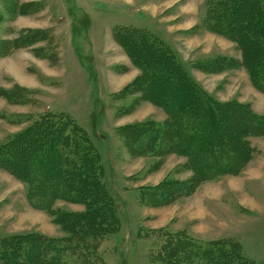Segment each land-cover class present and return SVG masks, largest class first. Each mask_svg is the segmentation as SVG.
<instances>
[{
    "label": "rangeland",
    "instance_id": "374dc122",
    "mask_svg": "<svg viewBox=\"0 0 264 264\" xmlns=\"http://www.w3.org/2000/svg\"><path fill=\"white\" fill-rule=\"evenodd\" d=\"M19 1L43 5L38 12L14 20L0 5V38H18L27 29L49 30V37L58 46L52 55L43 56L36 49L53 42L46 39L0 57V86L18 84L37 92L36 101L24 105H12L0 98V112L4 114L0 118V141L25 126L13 123L19 116L45 112L69 113L88 131L101 153L104 182L121 219L120 231L102 242L105 263L152 264L149 252L162 240L157 231L169 228L185 229L204 241L233 238L245 256L264 264V137L249 138L251 155L240 173L204 182L193 194L168 206L148 207L139 203L141 187L157 186L169 178L191 182L194 174L182 168L187 159L179 155H169L163 161L131 156L117 134L118 128L132 123L148 119L163 122L167 114L158 105L140 99L139 94L116 97L140 70L115 40L114 26L147 28L175 51L204 90L222 102L249 104L264 115V92L253 85L244 67L235 64V68L224 71L199 68L223 56L241 60L234 42L202 26L208 0ZM248 9L244 6L238 17ZM162 83L164 90L171 88L169 83ZM136 99L139 101L132 107ZM229 124L236 127L238 122L228 117L222 124L231 133ZM222 133L219 129L218 141L224 140L219 138ZM57 206L84 210L83 205L64 201ZM32 232L55 237L64 234L49 213L29 203L26 185L0 170V236Z\"/></svg>",
    "mask_w": 264,
    "mask_h": 264
},
{
    "label": "trees",
    "instance_id": "16d2710c",
    "mask_svg": "<svg viewBox=\"0 0 264 264\" xmlns=\"http://www.w3.org/2000/svg\"><path fill=\"white\" fill-rule=\"evenodd\" d=\"M1 1L10 20L38 12L43 5ZM244 6L249 8L248 13L238 17ZM2 12L0 8V22ZM202 26L234 42L241 60L223 56L199 68L224 71L238 64L247 70L253 85L264 92V0H208ZM112 32L140 70V75L116 97L139 94L140 99L158 105L167 114L163 122L148 119L118 128L124 147L133 157H156L161 161L172 154L185 157L187 162L182 168L194 174L191 182L169 178L157 186L141 187L139 203L168 206L193 194L204 182L240 173L251 155L249 138L264 137V115L249 104L222 102L204 90L188 74L175 51L147 28L114 26ZM49 35V30L27 29L18 38H0V57L46 39L53 42L36 51L52 55L58 44ZM162 82L171 88L164 90ZM35 94L18 84L0 86V98L12 105L33 103ZM228 117L238 122V127L229 124L231 133L222 125ZM18 118L13 123L25 126L0 141V170L23 182L29 203L49 213L64 234L0 236V264H106L101 245L120 231L121 219L104 182L105 167L99 149L69 113L45 112ZM219 129L225 132L219 136L224 137L221 141L216 138ZM59 201L83 205L84 210L59 208ZM157 233L162 240L149 252L152 264H257L243 254L233 238L204 241L185 229L163 228Z\"/></svg>",
    "mask_w": 264,
    "mask_h": 264
}]
</instances>
